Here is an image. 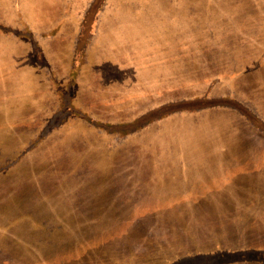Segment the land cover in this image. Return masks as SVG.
<instances>
[{
  "label": "rangeland",
  "instance_id": "obj_1",
  "mask_svg": "<svg viewBox=\"0 0 264 264\" xmlns=\"http://www.w3.org/2000/svg\"><path fill=\"white\" fill-rule=\"evenodd\" d=\"M0 264H264V0H0Z\"/></svg>",
  "mask_w": 264,
  "mask_h": 264
},
{
  "label": "trees",
  "instance_id": "obj_2",
  "mask_svg": "<svg viewBox=\"0 0 264 264\" xmlns=\"http://www.w3.org/2000/svg\"><path fill=\"white\" fill-rule=\"evenodd\" d=\"M231 250V251H229ZM229 250H224L225 252H228V254L230 255V257L232 259H240V256H239V253H237L239 250H236L234 247H232L231 249ZM240 252V251H239ZM237 256V257H236Z\"/></svg>",
  "mask_w": 264,
  "mask_h": 264
}]
</instances>
